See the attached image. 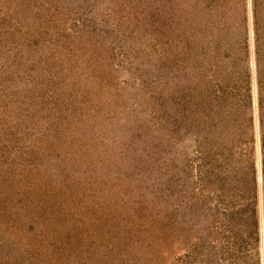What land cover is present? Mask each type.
<instances>
[{"label": "rangeland", "instance_id": "374dc122", "mask_svg": "<svg viewBox=\"0 0 264 264\" xmlns=\"http://www.w3.org/2000/svg\"><path fill=\"white\" fill-rule=\"evenodd\" d=\"M0 264H264V0H0Z\"/></svg>", "mask_w": 264, "mask_h": 264}]
</instances>
